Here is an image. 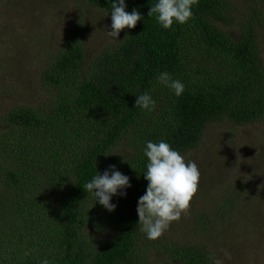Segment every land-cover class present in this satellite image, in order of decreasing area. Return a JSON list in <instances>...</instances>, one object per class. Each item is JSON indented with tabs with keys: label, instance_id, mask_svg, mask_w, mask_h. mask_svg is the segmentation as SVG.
<instances>
[{
	"label": "trees",
	"instance_id": "trees-1",
	"mask_svg": "<svg viewBox=\"0 0 264 264\" xmlns=\"http://www.w3.org/2000/svg\"><path fill=\"white\" fill-rule=\"evenodd\" d=\"M84 1L111 18L115 0ZM156 2L126 0L142 20L87 65L81 29H71L42 75L47 109L19 106L1 117L0 264H214L204 246L164 235L148 240L140 231L138 200L148 183L144 149L147 141L165 140L184 156L214 122L264 123V15L249 6L241 19L237 8L232 16L229 0H196L187 23L164 30L148 15ZM233 27L238 33L229 31ZM164 71L185 85L180 97L157 83ZM145 92L156 100L154 111L135 107ZM120 145L127 159L114 153ZM112 165L131 187L113 197L117 207L109 212L83 188ZM226 191L216 206L222 219L234 212L240 194L231 186ZM93 214L114 237L87 233ZM192 217L202 231L214 221L205 212Z\"/></svg>",
	"mask_w": 264,
	"mask_h": 264
},
{
	"label": "rangeland",
	"instance_id": "rangeland-1",
	"mask_svg": "<svg viewBox=\"0 0 264 264\" xmlns=\"http://www.w3.org/2000/svg\"><path fill=\"white\" fill-rule=\"evenodd\" d=\"M229 2L232 16L237 8L242 19L249 6L258 7L264 15V0ZM111 23L106 12L84 0H0V137L6 131L1 117L9 110L40 104V109H47L49 93L42 85V75L65 43L66 34L81 29L87 65L115 42L107 35ZM229 31L238 33L236 27ZM259 32L264 63V25ZM114 153L124 159L130 155L123 145ZM183 157L198 166V189L189 208L163 235L204 246L221 264H264V123L234 127L227 121L214 122L205 129L198 147ZM227 185L233 193L240 189V194L234 212L222 219L216 215V206L226 198ZM31 192L36 198L41 195L38 190ZM196 212H205L214 220L204 231L193 222ZM93 215L96 219L87 233L94 239L114 237L110 225Z\"/></svg>",
	"mask_w": 264,
	"mask_h": 264
},
{
	"label": "clouds",
	"instance_id": "clouds-1",
	"mask_svg": "<svg viewBox=\"0 0 264 264\" xmlns=\"http://www.w3.org/2000/svg\"><path fill=\"white\" fill-rule=\"evenodd\" d=\"M195 3L196 0H157L151 6L148 15L154 16L164 30H170L174 24L183 25L189 21ZM110 13L111 31L107 30V35L117 41H120L118 38L122 30L134 29L142 20L138 9L131 12L127 10L126 0H115L111 3ZM127 37L126 35L125 39ZM156 81L170 89L176 97H180L185 91V85L174 79L169 72H161ZM136 97L135 107H140L146 112L155 110L156 100L150 92ZM144 156L147 158V164L143 176L148 183L145 194L138 200V225L146 238L154 241L189 208L190 201L198 189L200 173L194 161H186L165 140L158 143L147 141ZM129 187L130 178L112 165L103 174L97 171V174L84 185L83 190L95 198V205L99 203L105 210L113 212L117 207L112 203L113 197L126 196L125 190ZM41 264L49 262L44 259ZM214 264L221 262L215 260Z\"/></svg>",
	"mask_w": 264,
	"mask_h": 264
}]
</instances>
